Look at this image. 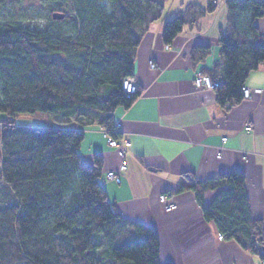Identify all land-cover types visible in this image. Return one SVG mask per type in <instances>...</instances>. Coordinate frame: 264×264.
I'll return each instance as SVG.
<instances>
[{
  "label": "trees",
  "instance_id": "16d2710c",
  "mask_svg": "<svg viewBox=\"0 0 264 264\" xmlns=\"http://www.w3.org/2000/svg\"><path fill=\"white\" fill-rule=\"evenodd\" d=\"M51 13L44 26L22 5L15 17L0 14V264H169L160 260L157 231L124 218L104 186L103 161L84 164L82 131L70 126L20 125L21 114L52 113L81 125L97 123L111 132L113 113L128 109L123 80L134 76L142 41L135 28L162 19L170 0H45ZM5 0H0V13ZM207 0L166 21L163 40L171 44L186 25L214 13ZM227 27L220 32L218 103L243 99L251 72L264 63V37L256 20L262 0H227ZM71 11V15L67 14ZM55 12L64 19L53 18ZM196 62V60H195ZM204 220L227 240L264 260V225L253 217L243 173L220 174L206 182L185 176ZM220 189L205 206L208 190Z\"/></svg>",
  "mask_w": 264,
  "mask_h": 264
},
{
  "label": "crops",
  "instance_id": "0c3cea01",
  "mask_svg": "<svg viewBox=\"0 0 264 264\" xmlns=\"http://www.w3.org/2000/svg\"><path fill=\"white\" fill-rule=\"evenodd\" d=\"M226 2L218 0L214 13L186 25L171 44L163 40L164 23L190 5L205 10L207 0H170L161 20L149 27L138 25L135 31L142 41L132 78L140 94L130 108L113 113L114 127L121 124L118 137L129 140L131 147L121 183L105 180L107 197L124 218L157 231L162 263L264 264L235 240H220L215 222L204 220L195 192L181 190L185 176L206 182L241 172L253 217L264 225V63L247 78L244 86L251 96L239 103L223 107L216 91L195 84L199 72L221 77L219 36L227 27ZM256 25L264 37V16ZM150 62L158 68L152 69ZM61 121L59 126L84 133L80 154L85 165L92 166L99 156L104 177L119 169L121 158L103 137L104 127ZM219 190L205 193V206ZM162 194L177 204L176 210H164Z\"/></svg>",
  "mask_w": 264,
  "mask_h": 264
},
{
  "label": "built area",
  "instance_id": "2783aa9c",
  "mask_svg": "<svg viewBox=\"0 0 264 264\" xmlns=\"http://www.w3.org/2000/svg\"><path fill=\"white\" fill-rule=\"evenodd\" d=\"M167 49L170 48V45L166 46ZM152 69L158 68L157 64L150 62ZM195 84L198 89H205L209 91H214L219 87L220 83L214 82L212 78L208 75H204L199 72L195 78ZM123 90L127 93L129 97L136 95L139 92V86L135 82L134 78L127 77L123 80ZM251 96L250 88L243 87V97L249 98ZM121 131V124H116L111 132H108L106 129H103V137L108 141V144L111 148L117 150L118 155L121 158V164L118 170L109 171L104 177L105 180L114 181L116 183H121V173L126 172L129 164V153L128 150L131 147V142L125 138L118 137ZM224 143L227 141V138L223 139ZM160 203L163 205L166 212H171L177 209V204L166 194H162L159 197ZM220 240H224L225 235L223 233L219 234Z\"/></svg>",
  "mask_w": 264,
  "mask_h": 264
},
{
  "label": "rangeland",
  "instance_id": "374dc122",
  "mask_svg": "<svg viewBox=\"0 0 264 264\" xmlns=\"http://www.w3.org/2000/svg\"><path fill=\"white\" fill-rule=\"evenodd\" d=\"M22 5L24 9L32 14L33 19H30L26 23H31L32 25L44 26L46 24V18L51 13L52 3L45 0H5L4 8L1 10V17L9 19L15 17L17 14V9ZM67 14L70 16L71 11L67 10ZM7 115L0 113V122L6 119ZM55 125L59 126L62 124L61 118L52 115V113H37V114H21L16 117V122L20 125ZM1 159V151H0Z\"/></svg>",
  "mask_w": 264,
  "mask_h": 264
},
{
  "label": "water",
  "instance_id": "95a60500",
  "mask_svg": "<svg viewBox=\"0 0 264 264\" xmlns=\"http://www.w3.org/2000/svg\"><path fill=\"white\" fill-rule=\"evenodd\" d=\"M65 15L63 13H60V12H55L53 14V18L56 19V20H62L64 19Z\"/></svg>",
  "mask_w": 264,
  "mask_h": 264
}]
</instances>
